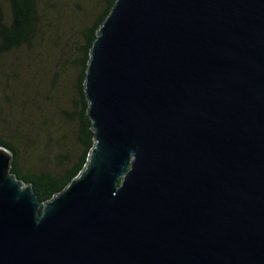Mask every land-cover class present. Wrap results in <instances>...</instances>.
<instances>
[{"label":"water","instance_id":"95a60500","mask_svg":"<svg viewBox=\"0 0 264 264\" xmlns=\"http://www.w3.org/2000/svg\"><path fill=\"white\" fill-rule=\"evenodd\" d=\"M84 94L51 199L0 145V264H264V0H115Z\"/></svg>","mask_w":264,"mask_h":264},{"label":"rangeland","instance_id":"374dc122","mask_svg":"<svg viewBox=\"0 0 264 264\" xmlns=\"http://www.w3.org/2000/svg\"><path fill=\"white\" fill-rule=\"evenodd\" d=\"M37 1L40 31L34 46L21 47L0 58V136L14 141L29 169L50 164L56 147L46 145L49 135L65 134L62 144L73 143L78 122L67 121L59 112L76 107L75 85L82 65L76 68L71 60L76 57V46L83 43L82 25L90 22L89 13L98 10L95 6L86 12L76 11L74 5L81 4L80 0H67L56 10L47 0ZM0 9L9 22L7 1H0ZM17 134L18 139L11 138Z\"/></svg>","mask_w":264,"mask_h":264},{"label":"trees","instance_id":"16d2710c","mask_svg":"<svg viewBox=\"0 0 264 264\" xmlns=\"http://www.w3.org/2000/svg\"><path fill=\"white\" fill-rule=\"evenodd\" d=\"M5 1H7L10 8L11 19L6 22L0 9V58L4 54L21 47L34 46L40 31V14L37 0ZM80 2L81 4L76 3L74 5L76 11L86 12L88 7L95 6L98 7V10L89 13L90 22L82 25L83 43L76 46V57L71 60L76 68L82 65L75 85L77 89L76 107L72 111L62 109L59 112L67 121L77 120L78 122L76 130H74L73 143L69 146L62 144L65 134L56 137L49 135L46 145L56 147L50 164L47 163V165L38 169H29L24 166L25 162L22 160L21 151L14 144V141L0 136V145L12 152L10 172L24 184H30L34 194L41 201L49 200L56 193L62 191L70 180L78 174L84 167L89 150L94 143L91 120L87 116L88 103L84 94L85 71L89 60L90 47L96 37L98 27L108 15L115 0H80ZM66 3L67 0H64V2L63 0H47V4H50L52 9H57ZM82 4L87 6L84 8ZM75 9H72V11H75ZM59 11L60 9L51 12L57 14ZM19 137L17 134L16 137L12 136L11 138L16 140Z\"/></svg>","mask_w":264,"mask_h":264}]
</instances>
